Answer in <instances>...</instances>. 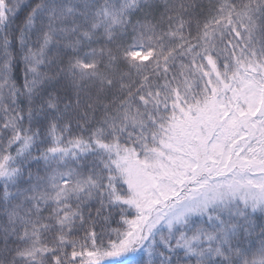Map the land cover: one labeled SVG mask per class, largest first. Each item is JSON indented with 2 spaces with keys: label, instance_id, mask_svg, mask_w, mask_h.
<instances>
[{
  "label": "snow or ice",
  "instance_id": "snow-or-ice-1",
  "mask_svg": "<svg viewBox=\"0 0 264 264\" xmlns=\"http://www.w3.org/2000/svg\"><path fill=\"white\" fill-rule=\"evenodd\" d=\"M0 264H264V0H0Z\"/></svg>",
  "mask_w": 264,
  "mask_h": 264
}]
</instances>
